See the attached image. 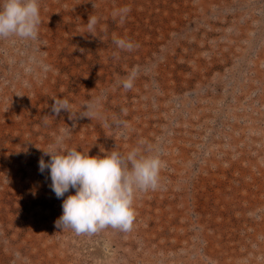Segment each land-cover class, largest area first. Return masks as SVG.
Instances as JSON below:
<instances>
[{"label":"rangeland","instance_id":"obj_1","mask_svg":"<svg viewBox=\"0 0 264 264\" xmlns=\"http://www.w3.org/2000/svg\"><path fill=\"white\" fill-rule=\"evenodd\" d=\"M41 20L38 41H0V264H264V0H41ZM69 127L67 147L165 162L131 231L57 227L39 160Z\"/></svg>","mask_w":264,"mask_h":264},{"label":"clouds","instance_id":"obj_2","mask_svg":"<svg viewBox=\"0 0 264 264\" xmlns=\"http://www.w3.org/2000/svg\"><path fill=\"white\" fill-rule=\"evenodd\" d=\"M95 7V5H94ZM131 9L124 6L114 10L113 16L123 21ZM41 0H0V41L15 38L26 41L39 40ZM99 18L90 14L85 23V33L97 30ZM113 43L120 50L132 51L136 44L130 38L113 37ZM45 70L48 66L44 65ZM123 87H133V77L123 80ZM86 110L80 115L92 118L99 114V101L85 103ZM82 106V107H83ZM66 111L73 117L72 105L66 98L54 99L52 111L59 115ZM71 128L62 129L53 145L43 150L50 159L39 160V171L50 174V188L57 198H63L62 215L56 225L70 228L77 235H92L111 227L123 232L132 230L135 221L134 200L138 192L156 190L165 162L158 151L143 152L133 147L127 153L115 148L103 147L97 155H90L76 146L67 147ZM74 190V194L66 193Z\"/></svg>","mask_w":264,"mask_h":264}]
</instances>
